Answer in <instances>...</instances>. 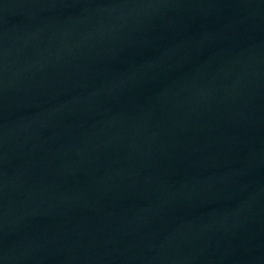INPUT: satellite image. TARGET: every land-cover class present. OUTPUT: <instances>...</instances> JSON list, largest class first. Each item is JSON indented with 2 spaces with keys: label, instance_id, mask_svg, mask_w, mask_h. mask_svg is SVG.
Segmentation results:
<instances>
[{
  "label": "water",
  "instance_id": "water-1",
  "mask_svg": "<svg viewBox=\"0 0 264 264\" xmlns=\"http://www.w3.org/2000/svg\"><path fill=\"white\" fill-rule=\"evenodd\" d=\"M0 264H264V0H0Z\"/></svg>",
  "mask_w": 264,
  "mask_h": 264
}]
</instances>
